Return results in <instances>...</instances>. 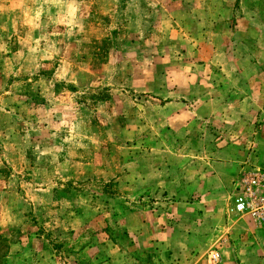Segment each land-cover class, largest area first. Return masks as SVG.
<instances>
[{"label": "rangeland", "instance_id": "1", "mask_svg": "<svg viewBox=\"0 0 264 264\" xmlns=\"http://www.w3.org/2000/svg\"><path fill=\"white\" fill-rule=\"evenodd\" d=\"M127 2L118 1L113 13L103 15L100 11L104 9L97 0H0V220L6 219L5 223L10 218L4 203L8 208L22 203L20 211L28 217L30 212L24 200L32 190L26 185L29 178L26 175L22 179L9 177L10 173L18 165L16 170L26 171V174L32 160L36 164L38 157H51L44 153V143H54L62 149L63 157L92 161L98 179L87 183L88 179L81 186L88 193L96 187L99 194L102 192L99 196L107 199L100 203L98 197L99 214H104L108 205L112 207V224L108 227L114 251L106 253L104 242L89 240V236L83 234L76 242L82 253L74 264H106L107 261H111L110 264H209L208 255L217 251L221 241L204 242V246L201 242L186 241L182 229L184 232L178 231L175 236L177 241L165 240L167 242L160 247L137 234L146 233L149 225L151 230L154 225L159 229L169 226L175 214L179 218H193V224L198 227L207 219L216 237L222 233L221 224L226 217L225 213L217 211L226 204L228 207L233 196L214 192L202 199L197 177L203 181L205 177L210 178L206 173L211 172V166L217 162L209 161L208 155L215 152L213 142L226 140V148L241 153L244 163L249 161L250 154L251 157H264L263 146L259 151L248 144L234 146L239 137L249 141L256 136L259 143H264V129L239 130L238 118L227 115L231 120L228 119L225 127L229 129L203 131V123L197 122L192 139L187 138L185 130L171 135L165 124L166 110L161 108L172 99L169 93L162 94L180 84L185 85L167 79L175 75L176 70L184 72V68L177 66L169 50H162L157 56L153 44L130 42L131 19L127 17ZM240 7L244 10L254 8L262 14L264 2L237 0V9ZM258 20L264 23L262 17ZM156 58L158 61L154 62ZM254 68L264 74V66ZM197 71L207 74L206 77L217 76L211 67H198ZM213 81H201L196 88L203 91ZM231 82L225 85L237 88L239 83ZM256 116L260 127L264 124V113L259 111ZM49 124L59 126L60 135L47 139L50 131L55 132L43 129V125ZM53 136L56 137L52 140ZM12 157H26L28 161L10 162ZM227 157L232 159V153ZM228 163L231 166L233 161ZM50 167L52 171L53 166ZM71 168L70 165L62 168L61 176L64 175L65 181L69 180ZM52 175V184H57L59 180L54 177L59 178V173L54 174L53 170ZM212 180L213 189L230 184L226 178ZM4 181L8 184L6 196L1 193ZM18 186L23 190L19 198L9 193ZM32 197L35 198V193ZM37 199L44 200L43 197ZM80 202L84 204L83 199ZM202 203L206 208L205 216ZM40 212L43 217H49L52 224L35 227L23 220L16 229L26 232L42 227L44 233L54 237L61 232L67 233V224L57 216L63 218V211L57 215L37 211ZM85 213L90 212L86 209ZM140 223H147V227H139L138 231L136 227ZM189 227L190 231L195 229ZM100 228L94 226L91 232ZM245 228L246 233H251L247 230L249 225ZM5 229V224L0 226V237L5 235L2 232L10 230L20 233L10 227ZM50 246L53 247L51 243ZM95 248L99 251L98 257ZM201 248L205 253L209 250L208 253L203 254ZM0 249H4L2 244ZM187 249L194 254L191 258H186ZM56 252L61 257L66 253L60 249ZM172 252L174 257L170 256ZM66 258L69 257L66 255Z\"/></svg>", "mask_w": 264, "mask_h": 264}, {"label": "crops", "instance_id": "2", "mask_svg": "<svg viewBox=\"0 0 264 264\" xmlns=\"http://www.w3.org/2000/svg\"><path fill=\"white\" fill-rule=\"evenodd\" d=\"M97 1L99 6L101 4L100 8L104 9V12L100 11V14L108 15L113 13L115 3L121 0ZM260 1L253 0L256 4ZM262 1L264 2V0ZM126 9L127 17L131 19L130 42L153 44L155 55L162 50H169L170 57H175L173 60L177 61V66L184 68V72L179 73L176 70L175 75L167 79L175 84L185 83V85L180 84L179 87L171 88V93L162 94L165 96L169 93V98L172 99L169 102L165 101L164 107L161 108V110H166L167 121L165 124L167 128L169 127L171 135L173 132L185 130L187 138L189 136L192 139L197 122L203 123L202 126L205 128L203 131L229 129L225 127L230 119V116L227 115H235L238 118L237 123L239 124L236 126L239 130L264 129V124L259 127L256 121L259 111L264 113L262 110L264 107L262 100L264 98V74L257 72L254 68L264 66V23L258 20V17L264 19V9L262 14L254 8L252 10H244L242 7L237 9V0H128ZM135 23L137 26H134ZM75 61L79 62L76 57ZM157 61L158 58L154 60V62ZM203 66L216 70L217 76L215 78L206 77L207 74L198 73V67L203 68ZM231 69H233L232 72ZM139 79L141 80V78ZM206 79L214 80L211 82L213 84L205 86L203 91L196 88L197 83ZM227 82H238L239 84L236 85L237 88L234 86L230 89V85H225ZM178 98L182 99L178 100ZM260 102L261 106H259ZM200 115L202 119H200ZM52 126L54 125L42 126L43 129L55 131L54 133L50 131L47 139H50L52 135H60V127ZM55 137L53 136L52 140ZM243 138L239 137L234 146L248 144L256 151H259V147H264V143H259L256 136L251 137L249 141L245 140L246 137ZM209 143L208 141L207 146ZM225 144L226 140L219 143L213 142L215 152H211L208 156L209 161L216 160L217 162L215 166H211L213 169L211 172L207 170L209 173L206 175L208 174L210 178L205 177V181H203L201 177H197L196 184L201 187L198 192L201 193L202 199L214 192L219 194L224 192L228 195L232 194L234 197L238 193L237 184L240 178L250 171L264 167V157H251L250 154L249 161L244 163L245 159L243 160L241 153L233 151V148L227 149ZM44 145L43 151H46L44 153L51 157H38L36 164L32 160L26 174H24L26 171L16 170L18 165L15 169L12 168L13 173H10L9 177L17 179H22L26 175L29 178L26 179L28 181L26 185L31 187L33 192L32 190L27 191L26 193L29 192L28 198L25 195L26 199L24 200V206L29 208L30 212L28 217L20 211V208L23 207L22 203H18L16 206L10 205L9 208L4 203L6 206L4 209L9 213L10 218L5 223L6 219L1 218L0 226L5 224V230L10 227L20 233H13L11 230L8 233L2 232L5 235L0 237V245L2 244L4 247V249H0V264H74L82 253H79L81 247H77L76 242L82 239L83 234L86 237L89 236V240L104 242L103 250L110 254V251L115 249L108 227L112 224V207L108 205L104 214H99L98 197L101 198L100 203H104L107 199L99 196L102 195V192L99 194L96 187L89 189L88 193L81 186L88 179L90 180L87 183L97 181L96 166L92 161L82 157H63L62 149L59 150L54 143L45 142ZM230 152L233 155L232 159L227 157ZM143 159L145 160V157ZM26 161H28L26 157L10 159V162L25 163ZM231 161L233 164L230 166L228 162ZM261 162L263 164L256 165ZM50 165L53 166L52 171ZM68 165L73 168L68 170L69 180L65 181L64 175L61 176V171ZM241 165H244V168ZM57 169L59 171H56ZM53 170L54 174L59 173V178L54 177L59 180L57 184H52L50 179ZM214 172L216 173L213 174ZM212 178L218 180L226 178L230 184L223 186L222 189H213L214 180ZM38 180L44 183L39 185L40 183L36 182ZM6 186L8 184L4 181L1 190L3 196H6L8 188ZM22 192L20 186L15 191H9L11 195L16 194L17 198H19L18 194ZM34 193L35 198L32 197ZM88 194L89 197L86 198ZM38 197H43L44 200L40 201L37 199ZM81 199L84 204L80 202ZM231 203L228 207L226 204L222 208H218L217 212L225 213L226 218L221 224L223 229L220 228L223 232L218 233L217 237L210 230L212 225L207 219H203L202 227H198L193 224V218H179L176 214L169 226L165 224V228L159 229L154 225L151 230L149 225L146 233L140 231L139 227L146 228L147 223H140L136 227L140 231L137 235L139 238L149 242L153 241L155 246L161 247L164 242L177 241L175 236L178 231L184 229L185 232H182L185 234L186 241L201 242L203 246L204 242L221 241L217 246V252L220 255L218 264H264V224H257L247 216L234 214L230 210ZM83 207L85 210H89L88 215L85 210L83 211ZM202 209L205 211V216L204 203H202ZM209 209L208 207V211ZM40 210L45 211V215H47L46 211L55 215L57 212L61 214L63 211V218L57 216L67 224V233L61 232L54 237V235L49 236L44 233L42 227L37 228L36 231L26 230V232L16 229L23 223V220L27 225L31 224L35 227L52 224L49 217H43L42 212L37 213ZM174 210H177L176 206ZM65 211H68V214H65L67 213ZM246 225H249L247 230L251 233L244 231ZM94 226H101V230L92 233L91 229ZM189 226H193L195 229L190 231ZM1 229L4 228L1 227ZM50 243L53 247L50 246ZM59 249L66 252L64 257L56 254ZM97 250V248L94 249L96 257L99 253ZM203 251L202 249L201 252ZM208 251L203 254L206 255ZM65 254L69 258H66ZM193 255L192 251L187 249L186 258H191ZM170 256L174 257L175 253L172 252ZM110 263L111 261L106 262V264Z\"/></svg>", "mask_w": 264, "mask_h": 264}, {"label": "built area", "instance_id": "3", "mask_svg": "<svg viewBox=\"0 0 264 264\" xmlns=\"http://www.w3.org/2000/svg\"><path fill=\"white\" fill-rule=\"evenodd\" d=\"M237 187L238 193L232 199L231 212L247 216L257 224H264V167L243 175ZM219 261V253L210 252L208 263L218 264Z\"/></svg>", "mask_w": 264, "mask_h": 264}]
</instances>
